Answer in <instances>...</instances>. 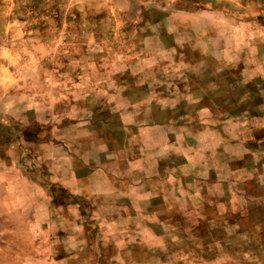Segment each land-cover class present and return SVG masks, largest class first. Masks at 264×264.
<instances>
[{"label": "rangeland", "instance_id": "rangeland-1", "mask_svg": "<svg viewBox=\"0 0 264 264\" xmlns=\"http://www.w3.org/2000/svg\"><path fill=\"white\" fill-rule=\"evenodd\" d=\"M0 264H264V0H0Z\"/></svg>", "mask_w": 264, "mask_h": 264}]
</instances>
